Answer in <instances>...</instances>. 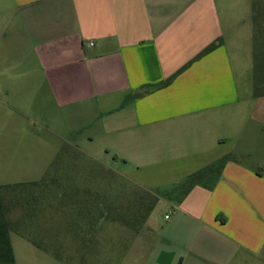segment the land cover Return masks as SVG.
Instances as JSON below:
<instances>
[{"label": "crops", "instance_id": "0c3cea01", "mask_svg": "<svg viewBox=\"0 0 264 264\" xmlns=\"http://www.w3.org/2000/svg\"><path fill=\"white\" fill-rule=\"evenodd\" d=\"M239 9L251 0H0V186L33 183L15 179L33 170L18 160L24 121L50 108L93 120L120 105L104 124L106 172L125 156L185 152L170 169L184 176L176 188L226 159L184 196L158 198L167 209L144 220L130 264H264V81L253 96L251 27L248 48L228 52L225 12Z\"/></svg>", "mask_w": 264, "mask_h": 264}, {"label": "rangeland", "instance_id": "374dc122", "mask_svg": "<svg viewBox=\"0 0 264 264\" xmlns=\"http://www.w3.org/2000/svg\"><path fill=\"white\" fill-rule=\"evenodd\" d=\"M235 3H238V0H235ZM260 3L259 5L264 7V0ZM225 14L226 19L230 20L225 29L228 48L230 47L228 52L235 54L237 50H230L235 46L240 50L242 48V51L245 47L248 48V42L244 43L242 37H246L247 32L250 35V27L254 34L257 27L249 22L251 10H232ZM241 17L249 21L233 25L235 24L233 22ZM231 62L232 65L233 60ZM247 62L249 63L250 60ZM237 82L239 83L238 76ZM130 95L132 96L129 94L121 98L120 103L123 106L129 100H133L134 96ZM86 104L89 103L83 104L82 107ZM119 107L120 105L116 106L117 110H112L113 112L110 113L100 112L93 120L85 114L83 118L78 117L75 122L72 120L73 112H70V109L60 112L61 110L53 111L50 108L49 118L37 116L33 118V123L24 121L28 130L19 147L28 153V157L25 158V154L21 157L20 154L18 160H22L24 166L23 161L27 159L28 168L31 166L33 170L30 173H28L30 169L24 173L20 170L16 173L15 179L19 181L28 177L32 178L33 182L43 181L39 187L37 185L29 192L38 199L42 196L39 194L42 191L46 197V202L42 206L51 204L53 207L47 209L44 215L27 222L30 225L26 231H29L36 240L40 233L47 235L41 242L55 244L58 248L50 245V249H57L60 255L70 260V263L57 261L51 253L43 252L24 238L10 234L15 264H130L134 255L133 250H136L134 248H142V236L138 235L145 231L144 215L139 211L143 206V199L146 193L160 198L163 193L173 190L184 180L183 176L178 180L179 182H175L177 178L173 173L170 174V169L184 161L186 154L182 152L163 157L146 155L141 158L125 156L123 159L127 162L126 166L115 164L112 167L114 172H106V167L111 168L110 156L106 150L112 152L111 148L115 143L107 140L104 124L107 118L120 116L123 113ZM73 128L77 132L76 135L71 134L70 129ZM142 152L152 153V145H148ZM17 167L19 168V162ZM161 170L167 171L161 174ZM138 181H141L146 188ZM72 186H78L80 191L88 190L91 198L97 195L98 201L109 204L112 210L111 213L104 210L102 215L104 212L107 215L101 216L103 218L100 220L96 214H93L98 220H94L96 225L94 233L88 240H82L80 233L82 231L77 232L74 226L72 232L66 229V221L74 223L73 220L78 214L71 209V206L66 208L64 213L58 211L59 214H55L54 211L57 209L56 204L58 206L69 200L66 197L56 199L60 192L59 188L66 190ZM160 202L156 207L161 208V211L167 209L166 203H162V200Z\"/></svg>", "mask_w": 264, "mask_h": 264}, {"label": "trees", "instance_id": "16d2710c", "mask_svg": "<svg viewBox=\"0 0 264 264\" xmlns=\"http://www.w3.org/2000/svg\"><path fill=\"white\" fill-rule=\"evenodd\" d=\"M261 1L262 0H251V22L253 23L254 27H257L253 36L252 50L254 84L253 96L255 97L260 94L258 89L259 86L256 85H260L261 82L264 81V26H260L262 24L261 21H264V7L259 5ZM220 44L221 41L216 40L207 46L200 55L211 52L220 46ZM164 83L165 82L158 85L157 88H159V86L165 85ZM225 160L226 159H222L209 167L195 172L194 174L190 175L181 185L169 192L162 194L163 197L173 199V196L175 195L184 196L192 186L197 185L201 181L206 180V178H211L213 175L219 173L220 168ZM42 183L43 181L40 183H17L0 186V264H15L13 251L10 244V234L18 235L29 241L37 249L43 252L51 253L57 261L70 263V260L60 255L57 249H50L51 246L53 248H58L55 244H43L41 242L46 239L47 235L40 233L37 235L39 237L38 240H36L32 237L29 231H26L30 225L27 224V222L36 219L40 215H44L47 209L53 208L51 204H46L44 207L42 206V204L46 202V197L42 194V191L39 193L42 196L38 199L29 192L33 191L34 187L37 185V187H39ZM59 191L60 192L56 197L57 200L63 197L69 198V200L67 203L63 202L62 204H58V206L56 204L57 209H54L55 214H59L60 212L64 213L66 208L71 206V209H73L74 212L78 214L73 220L74 223H69L66 221V229L71 230L72 232V227L74 226L77 232L79 230L82 231L80 232L82 240H88L90 236H93L94 227L96 226L94 220H98L94 218L95 214L100 220L103 218L101 216L107 215L105 212L102 215L104 210H107V212L110 213L112 212L109 204L102 203L103 201H98L97 195H94L91 198L88 190L84 189L80 191L78 186H72L66 190L59 188ZM65 191L67 192L65 193ZM157 201L158 196L146 193V197L143 199V204L141 203L143 206H141L139 209V211L144 215V220L148 217ZM51 214H53V211H51ZM73 234L74 233H72V235Z\"/></svg>", "mask_w": 264, "mask_h": 264}, {"label": "built area", "instance_id": "2783aa9c", "mask_svg": "<svg viewBox=\"0 0 264 264\" xmlns=\"http://www.w3.org/2000/svg\"><path fill=\"white\" fill-rule=\"evenodd\" d=\"M89 45L92 46V42H90ZM166 218H167V217H165V219H166Z\"/></svg>", "mask_w": 264, "mask_h": 264}]
</instances>
